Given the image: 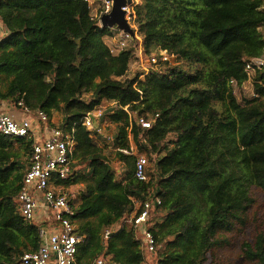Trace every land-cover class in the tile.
<instances>
[{"label":"trees","instance_id":"16d2710c","mask_svg":"<svg viewBox=\"0 0 264 264\" xmlns=\"http://www.w3.org/2000/svg\"><path fill=\"white\" fill-rule=\"evenodd\" d=\"M99 4L0 0L7 32L0 101L50 119L60 113L59 127L72 136L70 174L55 185L85 183L77 198L69 196L75 232L85 235L77 264H218L212 251L221 233L245 226L250 187L264 192V72L244 71L247 60L264 55V0H141L133 22L144 52L176 59L142 78L126 77L133 44L111 53L106 39L119 30L99 27ZM249 80L252 96H237ZM103 102L113 105L100 119L116 125L113 152L124 172L83 125ZM130 143L135 153L124 154ZM31 145L0 133V264H20L41 244L39 226L21 216L17 200ZM138 154L151 164L147 181L134 177ZM156 198L146 224L157 245L151 253L128 221ZM242 251L246 264H264V236Z\"/></svg>","mask_w":264,"mask_h":264},{"label":"built area","instance_id":"2783aa9c","mask_svg":"<svg viewBox=\"0 0 264 264\" xmlns=\"http://www.w3.org/2000/svg\"><path fill=\"white\" fill-rule=\"evenodd\" d=\"M97 1L100 3V9L95 14V18L101 27V17L110 13L113 1ZM88 3L93 7L95 0H88ZM136 4H138V0H131L130 3H126L122 7V11L125 12V19L134 31V36L119 31L118 35L113 38V44L109 47L113 54L127 48L129 44H133L134 47L136 43L135 37L138 34L135 32L136 27L133 22V9ZM261 10L264 11V5L261 6ZM259 30L264 31V24L259 27ZM6 34L7 32L0 21V40ZM137 38L139 39L138 42L142 44L141 37L138 36ZM143 56L146 57L144 63H142ZM136 57L140 60L143 69L141 77L154 69L159 62H171L172 60V57L165 50H158L150 54L139 50ZM244 71L248 76L256 71L264 72V55L247 60L244 64ZM231 84L234 82L231 81ZM18 106L25 115L19 120L0 108V133L14 139L26 138L32 141L29 167L24 174L17 199L19 211L26 221L36 223V212L42 202L48 207L51 215L48 223L50 226L48 228L39 227L41 238L39 248L36 251L23 254L20 258V264H77L78 246L84 242L85 235L75 232L76 225L71 220L74 212L69 203V195L64 190H58L57 187L59 186L55 185L57 179L65 180L70 174V156L74 148L72 136L58 125L51 124V119L42 110H30L22 102H19ZM102 113L100 107H97L83 119V125L88 130L94 131L92 135L96 136L102 132L99 125ZM138 122L143 128H150L151 122L145 118L140 117ZM121 151L124 154L135 153L131 143L128 150ZM135 156L134 177L139 181H147L149 161L144 154ZM134 203L137 201L135 200ZM160 203L158 198L143 202L139 212L131 216L128 221L139 236L145 252L153 253L157 246L156 240L152 233L147 230L146 224L150 210L155 204L160 205ZM109 233L110 230H106L105 235ZM96 264H103V261L98 260Z\"/></svg>","mask_w":264,"mask_h":264},{"label":"rangeland","instance_id":"374dc122","mask_svg":"<svg viewBox=\"0 0 264 264\" xmlns=\"http://www.w3.org/2000/svg\"><path fill=\"white\" fill-rule=\"evenodd\" d=\"M141 0H138L140 3ZM94 15V12H93ZM136 32V30H135ZM264 34V31H263ZM138 37V36H137ZM135 37L136 43L135 47V57L129 64V69L126 74L127 78H133L136 74L142 73L143 69L141 66V62L136 57V54L139 50L143 51V46L139 43V39ZM107 40V39H106ZM154 53V52H152ZM145 58L143 56V62H145ZM176 59L171 60V64H174ZM142 78V77H141ZM4 85V84H3ZM3 87V86H2ZM237 96H252V85L251 80L246 82L241 89H237ZM89 95H84V99L88 100ZM113 105L108 102H103L100 104V109L104 114H106L107 109L111 108ZM62 120V115L60 113H54L52 116V121L56 124H59ZM99 125L101 126L102 132L97 137V140H94L96 144L103 150V153L106 155L111 166L116 168H121V172L124 169V165L120 164L116 159L113 152L112 145V135L116 131V125L110 124L107 117H103L99 121ZM139 155V154H138ZM151 167L149 163L147 170ZM124 172V171H123ZM67 191L65 192L70 196L76 198L78 193L81 190H84L85 183L79 180V183L70 185L65 187ZM249 197L252 202L248 205V209L246 211V224L243 227L237 226L240 231H232L221 233V243L219 246L215 247L212 251L211 262H216L218 264H246L247 261L243 258L242 244L244 242L253 243L255 238L259 235L264 236V192L254 186L250 187ZM135 204V203H134ZM147 227V226H146ZM115 228V226H114ZM154 258V256L150 257Z\"/></svg>","mask_w":264,"mask_h":264},{"label":"crops","instance_id":"0c3cea01","mask_svg":"<svg viewBox=\"0 0 264 264\" xmlns=\"http://www.w3.org/2000/svg\"><path fill=\"white\" fill-rule=\"evenodd\" d=\"M93 10H96L95 7H93ZM106 43L108 44V46L110 47L112 44H113V38L111 39H107L106 40ZM0 108L4 109V111L12 116H14V118L16 119H21L23 117H25V115L22 113V111L18 108H13L10 103L8 101H0ZM61 123V122H60ZM59 123V124H60ZM51 124H54V125H58L59 124H56L52 121V118H51ZM35 126V125H34ZM35 128V127H34ZM93 139L94 140H97V137H99V134H97L96 136L95 135H92ZM112 144H113V135H112ZM58 190H65L67 191V189L64 187V186H59L57 187ZM83 191V190H81ZM80 191V192H81ZM79 192V193H80ZM78 193V195H79ZM75 196H73L72 198H74ZM77 198V197H76ZM135 205L138 207L140 205L139 202L135 203ZM50 211L48 209V207H46L42 202L40 204V207L39 209L37 210L36 212V224L39 226V227H44V228H48L50 225H48V223L50 222ZM133 216V215H132ZM118 228V224L115 225V228L114 226L111 228V229H116ZM139 237V236H138Z\"/></svg>","mask_w":264,"mask_h":264},{"label":"water","instance_id":"95a60500","mask_svg":"<svg viewBox=\"0 0 264 264\" xmlns=\"http://www.w3.org/2000/svg\"><path fill=\"white\" fill-rule=\"evenodd\" d=\"M113 6L109 14L101 17V28H117L119 31L134 36L133 29L130 28L128 22L125 19V12L122 11V7L126 3H130L131 0H112Z\"/></svg>","mask_w":264,"mask_h":264}]
</instances>
